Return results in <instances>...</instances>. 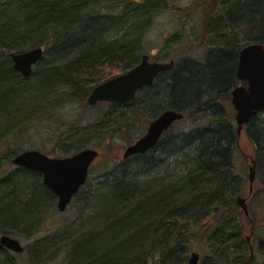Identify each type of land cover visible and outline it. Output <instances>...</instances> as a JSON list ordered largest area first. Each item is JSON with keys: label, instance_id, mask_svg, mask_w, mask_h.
Instances as JSON below:
<instances>
[{"label": "trees", "instance_id": "trees-1", "mask_svg": "<svg viewBox=\"0 0 264 264\" xmlns=\"http://www.w3.org/2000/svg\"><path fill=\"white\" fill-rule=\"evenodd\" d=\"M90 1L96 3L90 7ZM130 1H125L129 12L138 8L137 17L141 13L144 15L146 3L134 7V2ZM99 2L6 0L2 3L0 17L7 20L0 19V54L4 53L0 55V92L26 78L12 67L11 52L33 47H44V56L35 65L41 67L46 63L47 70H51L43 83L62 81L63 86L73 91L70 98L85 104L95 86L132 68L137 63L133 55L137 45L133 41L107 40V26L114 19L101 13ZM217 23H225L227 31H233L235 26H247L249 34L253 35L249 43L264 45V0H237L233 12L231 7H226L225 14L208 21L209 28ZM45 54L52 57L50 62H46ZM238 54L234 42L224 36L213 46L206 62L187 59L168 72L173 99L167 108L181 111L185 118L207 111L216 117L211 125L182 135L195 153L190 166L171 185L167 183L152 192L130 181L127 175L115 173L104 176L95 185L87 180L74 196L84 208H97L101 213L110 210L107 219L113 220L106 221L105 229L98 231L99 236L104 231L112 236L101 248V254L97 252L88 257L89 264H134L142 255L148 264L155 251L159 254L155 264H175L176 259L189 264L188 241L197 236L196 231L190 232L191 219L201 220L203 224L217 223L207 234L213 253L218 255L211 256L210 264H218L217 259L223 256L227 261L219 264H254V258L246 255L243 226L236 218L239 212L235 198L240 179L232 166L234 152L239 147L237 123L221 105L222 100L231 98L232 88L239 81L236 78ZM256 119L257 116L244 131L255 148L258 170L264 172V133ZM81 149L82 145L78 147L79 151ZM149 152L133 158L145 157ZM16 172L34 176L35 186L46 191L47 198L52 200L51 206L55 205L56 195L43 185L41 174L31 169L18 167L10 172L3 179L6 187ZM182 192L181 198L173 197ZM12 193L24 199L22 192L13 190ZM24 201L27 203L28 199ZM25 214L29 216L18 220V224H29V227L36 224L34 217L29 218L30 212ZM3 232L1 235L14 233L10 228ZM82 240H76L72 250L67 251L70 262ZM11 252L0 246V264H17Z\"/></svg>", "mask_w": 264, "mask_h": 264}, {"label": "rangeland", "instance_id": "rangeland-1", "mask_svg": "<svg viewBox=\"0 0 264 264\" xmlns=\"http://www.w3.org/2000/svg\"><path fill=\"white\" fill-rule=\"evenodd\" d=\"M100 1L102 4L99 2L98 6L101 13L109 14L114 19L108 23L107 40L133 41L137 45L136 51L145 50L151 54L154 50L156 57L171 52L172 59L178 64L187 59L206 62L209 51L224 36L234 42L235 50H240L253 36L249 34L247 26L242 25L235 26L233 31H227L225 23L212 24L209 28L210 17L218 9H221L219 14H225L226 7H231L233 12L237 0H225L224 3L220 0L152 1L153 11L156 12L152 21L146 18L149 8L145 6L144 15L140 12L141 15L137 17L138 8L129 12V6L125 3L127 0ZM132 1L134 7L146 3L145 0L130 2ZM4 2L6 0H0V5ZM95 3L90 1V7ZM0 19L7 20L3 16ZM193 31L195 34L198 32L197 38L189 36ZM133 55L136 57L138 53ZM45 58L46 62L52 59L50 54H45ZM47 65H35L30 77L23 78L21 82L0 92V236L4 229L10 228L14 232L12 236L24 245V251L10 253L17 264H87L88 257L97 252L101 254V248L110 241L112 235L108 232L98 235V231L105 229L106 221H113L107 219L111 215L110 210L101 213L97 208H84L74 199L61 212L57 208V200L51 206L52 200L47 198L46 191L35 186V177L23 172L14 173L11 184L6 187L3 179L18 168L12 163L15 156L13 154L26 149H39L51 157L59 158L74 154L81 145L82 148H95L100 155L89 171V183L95 185L106 175L120 173L140 184L143 189L154 192L167 183L171 185L192 163L195 149L183 141L182 135L211 125L216 117L211 111L196 117L187 116L161 137L162 144L158 148L145 157H130L125 160V147L143 136L152 118L170 107L173 99L169 92L170 73L160 76L154 87L139 93L130 107L121 108L108 103L88 106L85 102L72 100L71 87L66 88L62 81L50 83L48 80L47 83L50 84H44L42 80L51 72L47 70ZM144 99L147 100L145 103ZM221 105L235 121L236 112L230 99L222 100ZM256 122L264 133V112L257 115ZM238 145L233 155L232 167L234 174L240 179L242 196L251 204V216L247 217L238 207L236 218L243 226L245 241L249 238L254 246V264H264V184L256 180L253 186L258 191L250 193L248 166L256 155L244 130L239 134ZM13 190L16 193L22 192L28 202L20 199L19 194L16 198ZM182 195L183 192L175 193L173 197L181 198ZM27 212L31 213L29 218L34 217L36 221L30 227L29 224L17 223L29 216L25 214ZM203 223L201 220L189 221L190 232L196 231L197 236L188 241V255L198 252L199 264H210L214 253L207 234L217 223ZM81 238L83 240L79 241L70 262L67 251L72 250L76 240ZM259 242L263 245L261 249L258 248ZM245 244L246 255L250 257L249 244L247 241ZM152 256L148 264H155L159 254L155 251ZM223 257L217 259L218 264L226 263L227 260ZM134 264L147 263L142 255ZM175 264L183 263L176 259Z\"/></svg>", "mask_w": 264, "mask_h": 264}, {"label": "water", "instance_id": "water-1", "mask_svg": "<svg viewBox=\"0 0 264 264\" xmlns=\"http://www.w3.org/2000/svg\"><path fill=\"white\" fill-rule=\"evenodd\" d=\"M13 67L22 75L30 77L34 65L44 56V47L22 52H11ZM236 78L245 82L232 88L231 101L236 111L235 121L237 133L240 134L246 124L264 111V45L260 42L248 43L239 52ZM149 55L144 54L141 62L120 75L111 77L95 86L89 93L87 103L97 104L101 101L119 104L131 102L136 93L144 86H153L159 74L176 67L175 60L170 62H151ZM185 118V114L171 108L162 111L148 124L146 133L135 143L125 147L123 158L146 154L161 140L162 135L171 125ZM100 152L95 148L85 147L67 157H51L39 149H26L15 154L12 159L14 166L40 172L43 184L57 197V208L65 211L74 196L83 188L89 177V169ZM256 163L250 167L248 177L251 182L256 179ZM237 203L249 214L247 201L240 195ZM0 246L15 253L24 251L25 247L10 234L0 236ZM199 253L194 252L189 257V264H199Z\"/></svg>", "mask_w": 264, "mask_h": 264}, {"label": "flooded vegetation", "instance_id": "flooded-vegetation-1", "mask_svg": "<svg viewBox=\"0 0 264 264\" xmlns=\"http://www.w3.org/2000/svg\"><path fill=\"white\" fill-rule=\"evenodd\" d=\"M146 1V5H145V7L146 8H149L148 9V15H147V20H151L152 21V18H154V16H156V12L155 11H153V9H154V6H152L151 5V3H152V1H156V2H163V0H145ZM222 3H224V1L225 0H220ZM219 1V3H221ZM142 6H144V5H142ZM219 6V5H218ZM225 8V7H224ZM229 9H230V7H229ZM221 9H218V11H217V13H214V15H212V17H210V20L211 19H213V18H216V17H219L220 15H222V14H219V11H220ZM231 10H232V8H231ZM148 23V22H147ZM211 28V27H210ZM231 31H232V29H230ZM197 35H198V32H197V34H195V32L193 31L191 34H189V36L191 37V38H197ZM199 36V35H198ZM184 37H185V35H184ZM182 40H183V37H182ZM190 41V40H189ZM183 42V41H182ZM246 45V44H245ZM137 49V48H136ZM136 49H135V51H136ZM242 49V48H241ZM240 49V50H241ZM240 50H239V52H240ZM154 51V50H153ZM153 51L151 52V54H150V52L149 53H146L145 52V50H143V52L142 51H140V52H138V51H136V53H138V55L136 56V57H134L135 59L134 60H136V64L135 65H137V64H139L140 62H141V59H142V57H143V55L144 54H148L149 55V61H151V62H154V61H159V62H169V61H172L173 59H172V56H171V52H168L167 54H165V56H161V55H159V56H155L154 54H153ZM210 52V51H209ZM154 55V56H153ZM239 55V54H238ZM167 58H169V60H166ZM238 60H239V57H238ZM11 61H12V63H13V59H12V57H11ZM176 62V61H175ZM177 63V62H176ZM238 63V62H237ZM135 65H133V66H135ZM133 66H132V68H133ZM12 67H13V64H12ZM237 67V66H236ZM131 69V68H130ZM130 69H127L126 71H128V70H130ZM16 70V69H15ZM17 71V70H16ZM126 71H124V72H126ZM168 72H170V70H167L166 72H164V73H161V74H159V76L155 79V82H156V80L160 77V76H164V75H166V73H168ZM123 73V72H122ZM121 73V74H122ZM20 74V73H19ZM21 75V74H20ZM120 75V74H119ZM22 76V75H21ZM154 82V83H155ZM239 82V84H243V83H245V82H241V81H238ZM156 84V83H155ZM155 84L153 85V86H151V87H149V86H144V88H142L141 90H139L137 93H136V97H135V99L133 100V101H131V102H127V103H123V104H119V103H116V102H112V103H109V102H105V101H101V102H99V103H97V104H101V103H108V104H114V105H116L117 107H121V108H123V107H130V105H132V104H134V102L136 101V99H137V96H138V94L139 93H141V92H145L146 90H149L150 88H152V87H154L155 86ZM236 85H238V83L236 84ZM146 98V97H145ZM147 100H145L144 99V103L146 102ZM230 101H231V98H230ZM231 103H232V101H231ZM233 105V104H232ZM234 108V107H233ZM236 112V111H235ZM264 112V111H263ZM161 113V112H160ZM159 113V114H160ZM261 113V112H260ZM259 114V113H258ZM257 114V115H258ZM158 115V114H157ZM256 115V116H257ZM155 118H157V116L155 117ZM155 118H152V120L153 119H155ZM151 120V121H152ZM150 121V122H151ZM149 122V123H150ZM235 123H236V121H235ZM175 124V123H174ZM173 124V125H174ZM173 125H171V127L170 128H172L173 127ZM246 125H248V124H246ZM245 125V126H246ZM245 126H244V128L242 129V131L245 129ZM147 129H148V126H147ZM169 130V129H168ZM168 132V131H167ZM167 132H165V133H167ZM164 133V134H165ZM163 134V135H164ZM162 135V136H163ZM136 142V141H135ZM134 142V143H135ZM131 145V144H130ZM158 145V144H157ZM156 145V146H157ZM155 146V147H156ZM154 147V148H155ZM154 148H152V150H154ZM152 150H150V151H152ZM45 154V153H44ZM47 155V154H46ZM73 155V154H72ZM132 157H134V156H132ZM253 161H255V163H256V179L253 181V182H251V180H250V178H249V183H250V185H249V189H250V193L252 194L253 192H254V190H255V188H254V186H253V184H254V182L256 181V180H259V182L260 183H263L264 184V178H262V177H264V172H261L260 170H258V165H257V162H258V158L257 157H255L254 159H252L251 160V165L250 166H248L249 167V171H250V167L253 165ZM94 162V161H93ZM93 166V164L91 165V167ZM41 174V173H40ZM249 174V173H248ZM41 176H42V174H41ZM262 176V177H261ZM42 178H43V176H42ZM237 188L239 189V192H238V195H240V196H242V194H241V191H242V189L240 188V186H239V184H237ZM255 191H258V189H256ZM238 195L236 196V198H235V200L237 199V197H238ZM246 201H247V205H248V211H249V207H250V202L247 200V198H245L244 196H242ZM236 207L238 208H240V209H242L240 206H239V204L237 203V200H236ZM243 210V209H242ZM244 213H245V211H244ZM246 214V213H245ZM246 216L248 217V216H251L250 215V211H249V214H246ZM251 222H253V219L251 218ZM246 241H247V243L249 244V248H250V253H251V257L252 258H254L255 257V255L253 254V249H254V246H253V244H251V240H249V238H246ZM263 247V245H262V243L261 242H259V245H258V248L259 249H261Z\"/></svg>", "mask_w": 264, "mask_h": 264}, {"label": "bare ground", "instance_id": "bare-ground-1", "mask_svg": "<svg viewBox=\"0 0 264 264\" xmlns=\"http://www.w3.org/2000/svg\"><path fill=\"white\" fill-rule=\"evenodd\" d=\"M89 105V104H88ZM90 106V105H89ZM162 139V138H161Z\"/></svg>", "mask_w": 264, "mask_h": 264}]
</instances>
